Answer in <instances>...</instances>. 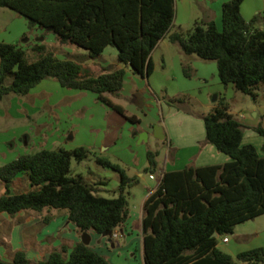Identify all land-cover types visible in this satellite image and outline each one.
<instances>
[{
	"label": "trees",
	"instance_id": "obj_1",
	"mask_svg": "<svg viewBox=\"0 0 264 264\" xmlns=\"http://www.w3.org/2000/svg\"><path fill=\"white\" fill-rule=\"evenodd\" d=\"M244 1L228 0L223 5V31L215 21H197L188 33L173 34L177 0H0V8L26 18L30 28L53 32L62 45L85 50L90 59L115 47L119 63L144 78L155 72L152 53L169 36L185 55L215 61L224 85H233L236 91L257 100L264 85V28L260 26L264 25V11L248 22L241 11ZM33 50L39 58L29 62L21 46L0 40V100L11 94L26 96L42 81L53 79L63 88L92 92L124 114L108 95L123 89L125 67L92 75L82 64L46 52L42 45ZM184 70L192 76L188 65ZM187 100L177 98L169 104L181 107ZM204 122L206 141L231 160L164 174L144 204V263L264 264V248L241 252L236 258L219 248L220 238L233 234L236 226L264 215V155L254 145H243L245 127L225 101H218ZM254 130L264 140V127L260 124ZM91 156L98 165L119 173L118 197L101 196L83 176L72 175L73 159L83 162ZM158 156V151H148L146 173L157 172ZM21 175L28 176L32 189L14 194L12 185ZM0 181L6 189L0 196V214L65 210L80 233L95 231L108 236L127 223L131 210L125 192L139 183L119 164L84 147L44 148L20 155L0 167ZM67 251L63 246L38 263H32L25 251H17L11 262L0 257V264H111L82 241L69 257Z\"/></svg>",
	"mask_w": 264,
	"mask_h": 264
},
{
	"label": "crops",
	"instance_id": "obj_2",
	"mask_svg": "<svg viewBox=\"0 0 264 264\" xmlns=\"http://www.w3.org/2000/svg\"><path fill=\"white\" fill-rule=\"evenodd\" d=\"M194 1L195 0H177L176 18L170 34L176 32L185 33V28L193 22L190 21V18ZM203 1L209 2V9H207L208 15L205 21H215L217 27L218 25H222L221 27L223 29V5L228 0ZM241 11L244 18L249 22L256 15L263 13L264 0H245L242 4ZM196 22L197 21L194 23ZM260 26L261 29L264 28V25L260 24ZM4 28V25H0V29ZM0 40L21 46L19 42H11L1 37ZM27 41L28 40H26V42ZM64 46H66L65 49L68 47V45ZM173 46L178 45L171 43L169 36L163 38L159 42L151 56L155 65V72L149 78L134 74L130 67L120 64L119 60L110 63L105 57V52L110 50L109 48H107L98 59H90L87 52H79L75 49L76 53H80L79 56L85 57V61L88 59L85 63L76 61L84 66L86 73L99 75L106 70L122 67L126 68L127 73L123 89L117 95H108L114 104L124 109V114L113 110L99 101L98 96L92 92L66 89L58 82L55 83L53 81H51L52 83H44V86L47 84L46 87H41L40 90H38L40 87L39 85L32 89L30 93L31 96L27 100L31 105L33 113L37 112L36 103L38 100L42 99L44 100V102L41 101V103H43L41 105L42 107L56 108L61 105H67L69 110H73L75 114H81V119L88 122L85 126L79 124V126H75V129L67 130L62 135L61 133L55 134L54 132L46 134L44 140L41 141V143H45V145L43 147L40 146V149L46 147L47 149L56 150L64 147L68 150H73L84 147L94 152L97 156L106 157L112 162L119 164L126 172L131 171L129 168L131 165H138L136 172L138 177L142 179H145V172L141 170H145L148 167V151H158L157 173L159 174V182L157 187L161 183L162 177L166 172L180 171L189 166L202 167L221 165L229 162L231 158L228 155L220 152L213 144L206 141V127L203 115L201 119L194 118L191 115L180 118L178 120L181 125L178 129L180 131L178 133L172 132L174 112H176V109L171 107L169 101L177 98H187L190 99V101L195 99L205 111H210L216 106L218 101L223 100L227 103V99L235 94L233 85L226 86L220 80L218 65L215 61H204L195 55L187 56L179 46ZM21 47L23 48L24 44H22ZM65 49L64 53L68 56L71 55V53H68ZM158 51H161V63L159 66L155 59V55ZM111 55L113 59L114 56L118 59L117 50L115 52L114 49H111ZM185 65H188L192 69L191 77L185 74ZM169 68L172 69L170 74L167 73ZM159 69H161L162 72H160ZM58 92V98L53 96V94H57ZM213 94H215L217 100L211 104L210 97ZM8 97L12 98L9 95L3 100H0V129H3L0 132H4V134L0 133V148L3 147L4 149V151L0 153V167L14 161L20 155H23L22 153L18 157L8 160L10 150L16 149L17 147L22 149L23 146L29 147L30 144L34 143L30 135L26 132L20 134L15 131H8L6 122L16 121L18 119L16 117L19 116V113L26 114L27 111L25 106L28 105L24 99H8ZM7 100H11V103H13L9 109H7L6 105L4 106V103L8 102ZM15 100H18L23 105L15 102ZM14 104L17 106L16 109H13ZM183 106H185V104L181 105V107L185 109ZM255 110L254 117L248 118L243 116L240 121L246 127L243 145H254L260 155L263 156L262 147L264 140L254 137L253 128L260 124L264 127V107H257ZM186 111L187 113H191L188 110ZM181 113L183 114V112ZM23 114L20 116H23ZM129 118H134L136 122H132ZM185 122H187L188 125L196 126V133L189 129L188 126H185ZM203 123L204 131H197V129H200V125L202 128ZM156 125L160 126L161 130L156 129ZM49 145H53L52 148H48ZM162 147L166 148L167 154L163 165L161 164ZM155 179L156 177L154 176V179L151 180ZM100 183L104 184L106 182L101 181ZM3 187L2 183H0V193L3 191ZM157 187L147 188V193L142 202V211L140 213H135L131 210L127 223L116 231L119 235L123 232L126 233L124 244H120L122 247L133 242L137 237L143 241L142 219L144 215V204L148 196L154 192ZM22 212L23 211L17 213L15 218H23V221H31L32 224L39 223L40 219L35 215L37 212L26 213V216H24V212ZM6 214L7 213L0 214V219H6ZM55 216H61L64 223L69 224V226L72 225L74 228L76 227L70 222L67 212L62 211ZM41 231L43 230L38 229V234ZM231 236L232 239L229 238L228 242L223 241L225 237L220 239L224 244L230 247V250L235 255H233L234 257H237L239 253L244 251L264 248V215L255 220L236 226ZM253 237L255 238L252 240ZM74 238L75 240H71V238L67 239L66 237L60 244L61 246H63V244L67 246V243H70L69 241H74L71 247L72 249H70L66 257H69L74 247L81 242L75 235ZM54 239L55 238L49 236L47 240H41V244L49 245ZM111 243L113 248L116 249L117 244L115 241L112 240ZM60 245L58 246L61 247ZM141 248L143 253L142 244ZM20 251L25 250L22 249ZM43 254L45 255V253ZM47 258L46 254L43 261L48 260Z\"/></svg>",
	"mask_w": 264,
	"mask_h": 264
},
{
	"label": "rangeland",
	"instance_id": "obj_3",
	"mask_svg": "<svg viewBox=\"0 0 264 264\" xmlns=\"http://www.w3.org/2000/svg\"><path fill=\"white\" fill-rule=\"evenodd\" d=\"M207 9H209L208 1L195 0L193 2L192 14L190 18V21L193 22L185 28L184 31L185 33H188L190 30L193 29L195 25L194 23L195 21H205L208 15ZM0 25H4L5 27L4 29H0V37L9 40L11 42H19L21 46L22 44H24L23 49L26 52V59L29 62H33L39 58V53L33 50V48L37 45L44 46L46 52L55 53L56 56H58L61 59L62 58L70 59L81 63H85L88 61V59L87 61H85L86 60L85 57L79 56L80 55L79 52H84L85 50L69 44L68 47L65 49L66 46L62 45L59 42L58 37L53 32L38 27L30 28L26 18H24L23 16L19 15L17 12L9 8H0ZM221 26L222 25H218L219 31H223ZM26 40L28 41L26 42ZM173 47H178V46H173ZM108 48L110 50L105 52L106 59L110 63L117 62L118 61L117 57L114 56L113 59V56L111 55V49H114L115 52L117 49L112 46ZM64 49L68 53H71V55L69 56L66 55L64 53ZM75 49L79 52L76 53ZM155 59L159 66V64L161 63V51L157 52V54L155 55ZM159 71L162 72L161 69H159ZM167 71H168L167 73L170 74L172 69L169 68ZM51 81L57 83V81L53 79L44 80L41 82L42 85L41 83L39 84L40 87L38 88V90H40L41 87H46L47 84H45L44 86V83H52ZM30 93L26 96H18L16 94H11L10 96L12 98L8 97V99H18V100L24 99L28 103L29 101L27 100L31 96ZM58 94L59 92L57 94H53V96L58 98L59 96ZM18 100H15V102L19 103L20 105H23ZM210 100H211V104L215 102V94H213L210 97ZM7 101L8 102L4 103V106L6 105L7 109H9L13 103H11V100H7ZM41 101L44 102V100L40 99L35 105L37 107L36 113H33V110L31 109V105L30 103H28V105L25 106V109L27 111L26 114L19 113V116L16 117L18 118L16 121L6 122V127H8L9 132L15 131L20 134L22 132H26L30 135L31 139L34 141V143L30 144L29 147L23 146L22 149L17 147L16 149L10 150L8 160H12L11 158L14 159L22 153L23 154L35 153L41 150L40 148L45 145V143H41V141L44 140L46 134H50L54 132L55 134L61 133L62 135L67 130L75 129V126L77 125L79 126V124L85 126V124L88 123L87 121L81 119L80 117L81 114H75L73 110H69L67 105H61L56 108L45 107V106L42 107L41 105L43 103H41ZM227 103L230 106V112L239 121H241L243 116L252 118L254 117V114L256 112L255 109L257 107H261V106L264 107V85H262L259 90V96L257 100H255V98L252 96L245 95L235 90L234 96L229 97L227 99ZM171 107L176 109L175 110L176 112H174V118L172 124L173 133H178L180 131L178 130L179 127H181L178 121L180 118L185 117L187 115H191L194 118L201 119L203 118V116L211 112V110L205 111V109L195 99L191 101L190 99H188L187 103H185V106H183L186 110L190 111L191 113H187L185 109L179 106L177 107L171 105ZM16 108L17 106L16 104H14L13 109ZM181 112H183V114ZM21 114H23V116H20ZM165 116L167 119L166 113ZM184 125L188 126L189 129H191L196 133V126L188 125L187 122H185ZM156 127L157 125L155 126V128ZM1 130L3 129H0V131ZM198 130L199 132L204 131V123L202 124V128L200 125V129H197V131ZM245 130L246 127L244 129V132ZM253 132L255 138L263 140L262 137H260L255 130ZM0 133L4 134V132H0ZM52 146L53 145H49L48 148H52ZM3 151L4 149L3 147H1L0 153ZM166 156H167L166 148L162 147V157H161L162 165L166 160ZM129 168L131 169V171H127L128 176L134 180H138L139 183L134 184L132 187H128L125 194L128 197L130 210H133L135 213H140L142 211V202L147 193V188L157 187L159 182V174L156 172L154 174L156 179L151 180L150 179L151 174L146 173V171L142 169L141 171L145 172V179H142L138 177L136 172L138 165H131ZM72 175L83 176L88 184L98 188V194L101 196L107 198H115L119 196L118 190L121 184V178L119 173L113 171L112 169L98 165L95 162L93 156L89 157L83 162H78L76 159H73ZM101 181H105L106 183L102 184L100 183ZM2 185L4 186L3 183ZM3 188L4 189L3 191H1L0 196L6 192L5 186ZM31 189L32 187L29 178L26 175H21L12 185V193L14 194L28 192ZM62 211L65 210L45 209L43 212H37V214L35 215L40 219V221L39 223H33V224L31 221L29 222L25 220L23 221V218H19V219L15 218L16 215L12 216L6 214L7 215L6 219L5 218L2 220L0 219V257L5 261L6 260L12 261L15 256V253L23 249L28 254L27 256H29L28 258L32 261V263H38L43 261L44 256L46 254L47 257L49 258L54 251H61L62 247L66 245L63 244V246H61L60 244L62 243L63 240H65L66 237L67 239L71 238V240H75L74 238L75 235L80 241H82V237L84 233H80V231L76 227L74 228V226L72 225L69 226V224L64 223V220L61 218V216L58 217L55 216L56 214H58L59 212L61 213ZM23 212H24V216H26V213H36L33 210H27ZM45 220L47 222H45ZM38 229L43 230L41 231L42 233L39 232L38 234L37 232ZM89 235L91 236V244H90L91 248L94 251L98 252L99 254L105 256L111 264H145L142 248H141L142 239H138L137 237V239L133 240V242L127 244L125 247H122V245L120 244L121 243L124 244L125 242V238H126L125 232L120 233L119 238H113V236L98 234L95 231H91ZM49 236L51 238H55L54 239L55 241L53 240L49 245L41 244V240L44 239L47 240ZM227 237L228 239L229 238L232 239L231 235H228ZM254 238L255 237H253L252 240ZM112 240H114L115 243L117 244L116 249H114L112 246L111 243ZM69 242L70 243H67L66 246L68 248V251L65 254V256H67V254L70 252V249H72L71 247L74 241H69ZM58 245H60L61 247H59ZM219 248L224 252L234 255V253H232V251L230 250V247L224 244L221 239L219 240ZM43 253H45V255Z\"/></svg>",
	"mask_w": 264,
	"mask_h": 264
},
{
	"label": "water",
	"instance_id": "obj_4",
	"mask_svg": "<svg viewBox=\"0 0 264 264\" xmlns=\"http://www.w3.org/2000/svg\"><path fill=\"white\" fill-rule=\"evenodd\" d=\"M131 68V67H130ZM132 69V68H131ZM217 97H215V101L217 100L216 99ZM156 129L158 130H161V127L160 126H157ZM217 236V235H216ZM82 242L87 245V246H90L91 244V236L89 235V233H84L83 234V237H82Z\"/></svg>",
	"mask_w": 264,
	"mask_h": 264
},
{
	"label": "built area",
	"instance_id": "obj_5",
	"mask_svg": "<svg viewBox=\"0 0 264 264\" xmlns=\"http://www.w3.org/2000/svg\"><path fill=\"white\" fill-rule=\"evenodd\" d=\"M150 178H151V179H154V176L151 175ZM118 237H119V233H118V232H115V233L113 234V238H118ZM223 241H224V242H228V241H229L228 237L226 236V237L223 239Z\"/></svg>",
	"mask_w": 264,
	"mask_h": 264
}]
</instances>
